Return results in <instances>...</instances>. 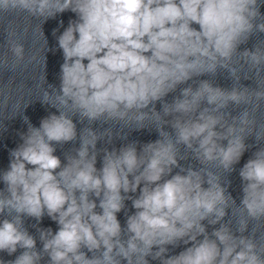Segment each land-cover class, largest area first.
I'll return each instance as SVG.
<instances>
[{
    "label": "clouds",
    "instance_id": "obj_1",
    "mask_svg": "<svg viewBox=\"0 0 264 264\" xmlns=\"http://www.w3.org/2000/svg\"><path fill=\"white\" fill-rule=\"evenodd\" d=\"M262 6L0 0V72L32 64L23 41L33 22L42 30L74 17L66 27L58 20L56 48L46 38L63 62L57 87L46 53L38 101L56 111L39 126L20 111L7 118L19 116L27 130L0 170V253L14 257L0 264H264V39L247 47L264 34ZM221 72L231 88L201 79ZM125 129L158 138L128 140ZM77 142L65 162L55 154ZM252 148L237 204L229 176ZM45 217L55 229L42 226Z\"/></svg>",
    "mask_w": 264,
    "mask_h": 264
}]
</instances>
